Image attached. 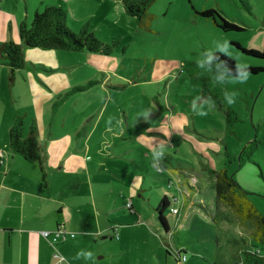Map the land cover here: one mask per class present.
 <instances>
[{"label": "rangeland", "instance_id": "obj_1", "mask_svg": "<svg viewBox=\"0 0 264 264\" xmlns=\"http://www.w3.org/2000/svg\"><path fill=\"white\" fill-rule=\"evenodd\" d=\"M48 1L65 5L70 10L67 23L73 32L87 28L97 39L113 46L112 54L99 61L87 52L54 50L57 56H44L41 52L33 56L39 64L48 63L52 70L59 69L54 74L58 76V82H63L60 87L69 89L65 93L93 83L87 90L64 98V102V94L61 98L56 97L49 105L44 122L43 158L49 162L50 174L59 176L56 165L58 169L63 166L62 171L66 175L74 174L69 186L72 189L78 185L79 189L73 195V201L77 197L94 210L95 204H90L94 195L98 199V207L106 210L113 208L112 219L118 221L128 213L126 203H134L145 222L137 227L116 225L118 234L121 235L120 230L124 229V234L131 236L126 245L135 251L157 248L147 233L152 231V210L147 203L152 198L151 192H144V196L141 190L133 187L129 177L125 178V168L118 166L122 161L126 163L138 158L139 153L132 152L136 144L118 140V134L132 135L136 123L141 121L137 117L142 118L145 112L157 116L161 108L157 102H160L167 108L172 105L177 111L174 115L167 113L166 117L176 119L181 115L189 121L183 127L184 132L172 135L173 145L168 153L183 161L186 172L195 170L202 176L198 180L185 181V185L181 179L169 174L177 185L175 188L185 195L184 199L181 197L183 204L179 201L178 206H185L184 202H189V198L195 207L206 195L214 196L216 193L213 180H209L207 172L204 173L208 162L196 156V148L208 153L217 172L227 169L231 174L234 172L235 179L242 180L241 177L245 176L256 186L250 191L256 194L251 199L264 217V71L255 75L249 73L244 85H218L209 76L201 74L196 65L202 51L227 40L231 59L236 63H245L248 68H264V59L248 56L236 46L263 50L264 0H247L249 10L235 0H157L143 25L127 16L121 0ZM212 8L244 31L225 32L211 20L202 18L200 12ZM115 43L118 44L115 46ZM23 72L19 71L20 86L16 87L15 93L23 95L26 101L30 93L21 88V80L28 86ZM198 77L208 78L211 82L212 94L205 99L202 97L204 81ZM225 91L235 93L238 101L235 106L228 107L222 102ZM6 101L10 102V99ZM58 101V111L53 114L52 106L59 104ZM200 111L207 115H200ZM228 111L234 112L237 117L233 133L227 131ZM38 115L44 119V115ZM50 128L54 136L50 135ZM159 164L164 168L162 162ZM173 164L177 163L174 161ZM161 166L157 168L163 170ZM42 169L46 175V166ZM69 169L74 173L67 172ZM88 174L91 175L90 181L80 187V181L87 179ZM146 181V186L150 187L149 181ZM139 188L145 187L140 184ZM154 193L156 199L161 196L160 191ZM167 196L173 205V197L170 193ZM165 216L171 226L170 236H174L172 242L177 249L187 253L185 256L189 264H215L210 258L211 253L216 255L218 250L224 254L234 250L238 252L235 247L245 235L233 211L227 218H214L216 214L213 210H208V213L205 209L192 211L187 223L181 220L176 226L177 218L170 211H166ZM104 218L110 224L108 215ZM87 226L91 228L89 223ZM107 240L110 242V238ZM253 245L263 248L257 241ZM196 256L202 259H194ZM170 262L178 264L174 257H170Z\"/></svg>", "mask_w": 264, "mask_h": 264}, {"label": "crops", "instance_id": "obj_2", "mask_svg": "<svg viewBox=\"0 0 264 264\" xmlns=\"http://www.w3.org/2000/svg\"><path fill=\"white\" fill-rule=\"evenodd\" d=\"M47 6L61 7L67 10L68 14L70 11L65 5H56L55 2L48 0H39L38 2H32V0H0V49L9 42L21 44L19 26L23 22H32L35 13L43 11L42 7L45 9ZM39 49H24L27 65L22 69V71L24 70L22 76L28 86H25L24 81L21 80V88L30 93V97L26 101H24L25 97L23 95L15 93L16 87L20 86V70L11 71L1 60L0 55V264H56L57 260L54 259L56 251L65 259L60 264H85L82 259L77 260L75 258L76 253L81 249L93 251L97 257L95 264H171L170 257L177 259L178 264H189L190 261L185 255H183L186 257L185 262L181 258L179 260V256L175 255L174 250L179 252L180 250L172 242L174 236H170L172 234L170 224V231L167 233L154 214V208L167 193H170L172 197L179 196L180 203L183 204L182 198L185 195L180 194L179 189L175 188L177 186L175 183L173 188L167 192L166 188L169 181H172L169 174L181 179L186 185L182 174L170 167L166 160L153 158L152 153L161 146H163V153L170 150L166 138L158 135L160 132L156 127L157 124H153L154 128L149 129L146 133H140L137 129H134L135 132L132 135L118 134V140L131 141L136 144L133 146L134 150L132 152L139 153L137 159H132L126 163L122 161L118 166L122 165L125 168L127 171L125 178L129 177L133 187L141 190L144 196L146 195L144 192H151L152 198H149L147 203L152 210V231L147 233L149 234L148 238H151V243L157 247L155 250L135 251L127 246L126 242L131 236L124 234V229L120 230L121 235L119 234L118 241L113 240L114 235L111 231L113 225L124 226L129 223L130 225L127 226L137 227L145 222L134 203L132 205L137 212L136 215H125L119 221L114 220L112 219L113 208L112 210H106L98 207L96 203L98 199L94 195H92L90 201L92 206L95 204L94 210L87 206V202H80L77 197L76 201H73L72 197L76 195L79 186L75 185L70 189L69 184L74 179V174L66 175L62 171L63 166L58 169L56 165L55 170L59 172V176H54L49 173V162H46L44 158L40 165V163H28L13 153L10 148L9 134L15 121L19 117L24 119L25 137L28 135L32 123L36 122L39 129V141L41 140L40 144H42L45 140L44 122L47 120L49 105L53 103L52 101L56 97L61 98L62 94L65 95H63L62 100L64 102V98H69L72 95L71 93L75 91L73 89L69 93H65L69 89L61 88L60 85H63V82H58L59 78L54 74L59 69L52 70L48 67L51 66L48 63L42 65L39 64L37 58H33L35 54L40 52L44 56H57L53 52L54 50L41 49L39 51ZM89 55L98 61L104 57L90 53ZM67 95L68 97H66ZM8 98L10 102L6 101ZM59 105L60 102L52 106L53 114H56ZM39 113L44 115V119L39 117ZM183 119L185 122L187 121L186 118ZM49 132L51 136H54L51 128ZM114 137H117L115 133ZM188 139L192 140L189 136ZM215 148L218 150L219 147L216 146ZM195 149L196 156L208 162V158H206L208 153L204 150L196 149V151ZM209 149L210 147L207 150ZM198 153L206 156L203 157ZM167 154L165 153L166 156ZM122 159L124 160V158ZM154 160H161L160 162L164 164L163 173L156 174L152 171L151 163ZM44 166H46L48 173L43 180L42 172L39 169ZM67 172L74 173V170L69 169ZM207 174L209 180H213L216 189L215 179L208 172ZM90 177L91 175L88 174L87 179L80 181V187L81 184L89 182ZM201 177L198 176L197 180ZM146 178L151 185L150 187L146 186ZM241 178L242 180L235 179L242 188L237 190L236 193L246 192V197L252 203L254 210L238 205L234 207L231 202L218 204L216 193L214 196L206 195L195 207L192 206L193 200L189 198H187L189 202H184L186 203L185 206L174 207L180 208V215H174L177 218L175 226L181 220L187 223V217L191 215L192 211H202L207 208L209 212H212V210L215 212L216 216L214 218L218 216L227 218L233 211L236 222L242 227V232L245 235H242V240L235 247L238 252L234 250L229 254H224L218 250L216 255L211 253L210 258L214 260L215 264H243L244 255L242 251L248 250L259 251L261 258H264V217L251 199V196L256 194L250 192L256 186L247 177L243 176ZM140 184L145 188L140 189ZM257 185L260 184L257 183ZM199 187L203 189L201 185ZM154 191L161 192L158 199L155 198ZM144 196L143 198H145ZM184 211L187 215L183 214ZM107 215L110 224L104 218ZM214 218L213 220H215ZM88 223L91 228L87 226ZM60 227L69 233H74L76 236L75 238L67 237L65 240L59 241L54 247L50 240L45 239L41 233L44 231L55 232ZM168 237L170 238L169 241ZM108 238H110V242H116L119 245L114 246L108 242ZM159 239L161 242H159ZM255 241L262 244L263 248L260 249L259 246H254ZM194 259L200 260L202 258L196 256Z\"/></svg>", "mask_w": 264, "mask_h": 264}, {"label": "trees", "instance_id": "obj_3", "mask_svg": "<svg viewBox=\"0 0 264 264\" xmlns=\"http://www.w3.org/2000/svg\"><path fill=\"white\" fill-rule=\"evenodd\" d=\"M124 6V10L127 16L135 18L137 22L144 24L146 20L147 14H149V10L152 5L157 0H121ZM235 2L240 5L241 2L245 9L249 10L250 4L247 0H235ZM200 14L202 18L211 20L216 27L221 28L225 32H236V31H244L241 26L237 24L230 23L229 20L223 18L221 13L217 12L215 9H209L205 11H201ZM19 38L21 40V44H16L14 42L6 43L0 49L1 60L4 64L11 70L17 71L22 70L26 62L25 61V53L24 49H47V50H59V51H66V52H87L90 54H97L104 57L110 56L112 54L113 46H110L95 37L93 33H91L87 28H83L80 32L76 33L73 32L67 23V10L57 7V6H47L43 11H38L35 13L32 22L26 23L23 22L19 26ZM118 43H115L116 46ZM241 51L248 55L253 56L254 58L264 59V48L262 51H254V49L247 50L241 48L239 44H236ZM221 59L226 60L229 67L235 68L236 61L221 55ZM264 68H253L249 67V73L253 75L263 72ZM198 79L203 80L204 83L202 84L203 87V98H207L210 94H212V90L210 87V81L208 78H200ZM93 83L88 85V87H78L75 88L73 93H79L82 91L87 90L91 87ZM70 95V94H69ZM68 97V95L66 96ZM216 100L218 99L217 96L214 97ZM159 104L160 112L157 116H150L149 119L137 117L138 121L135 125V129H137L140 133H146L149 129L154 128L153 124H157L156 127L159 130V136L165 137L167 140L169 148L173 145L171 143L172 135H178L180 132H184L183 127L187 126L188 120L185 122L183 116H177L176 119L166 117L167 113H174L177 114V111L173 109L172 105L170 108L165 107L160 102ZM234 112L228 111L226 114L227 118V131L233 133V126L237 122V117H235ZM161 116V117H160ZM161 120V121H159ZM24 119L19 117L14 125L12 126L9 134L10 138V148L16 155L20 156L24 161L28 163H40L42 164L43 160V148L39 141V129L36 122H33L31 127L29 128L28 135L25 137L24 135ZM169 125V126H166ZM213 142V141H211ZM257 145V144H256ZM194 146V145H193ZM195 147V146H194ZM197 151V150H196ZM165 152V151H164ZM168 153V152H165ZM163 153L160 157L162 160H166V162L172 167L175 171L180 172L182 174V178L185 181L190 179H197L200 175L196 173L195 170L186 172L183 168L182 164L183 161H180L176 156H170V153L167 156ZM201 155V153H198ZM201 156H206L202 154ZM208 158V163L206 166V171L213 177L216 181V195L217 200L219 201L218 204H225L231 202L234 207L242 206L247 209L254 210V207L251 205L252 203L248 200L247 193L242 192L236 193L237 190H241L242 188L235 180L234 172L231 174L229 170L224 169L217 172L215 165L213 164L214 161L210 157ZM161 161V160H159ZM177 164H173V162ZM157 160H154L151 163V169L156 174H161L164 171V168L159 164ZM154 165V167H153ZM162 167L163 170L158 169ZM158 167V168H157ZM195 171V172H194ZM205 171V170H204ZM41 172L43 175V180L45 179V173L41 168ZM237 171H235L236 173ZM147 179V178H146ZM148 180V179H147ZM174 182L173 180L169 181L167 192L171 188H173ZM235 190V191H234ZM179 196L173 197V205L170 203V199L167 195L163 197L162 200L159 201L158 205L154 208V214L158 219L160 225L162 226L167 233H169V222L165 216L166 211H170L171 215H176L172 212L173 209H177L180 211V208H174L179 204ZM131 207H128V205ZM128 209L127 216H134L136 215V210L133 207L132 203H126L125 206ZM179 207V206H178ZM207 213V208H204ZM221 214V211H220ZM127 224V222H126ZM127 225H130L129 223ZM111 231L114 235L113 240L118 241L119 234L117 226H112ZM239 244V243H238ZM243 257V264H264V258H261L259 255V251L248 250L242 251ZM187 253L184 251H180V253L176 256H183ZM180 257V258H181ZM186 258V257H185ZM180 260V259H179Z\"/></svg>", "mask_w": 264, "mask_h": 264}, {"label": "clouds", "instance_id": "obj_4", "mask_svg": "<svg viewBox=\"0 0 264 264\" xmlns=\"http://www.w3.org/2000/svg\"><path fill=\"white\" fill-rule=\"evenodd\" d=\"M221 55L231 58L229 42H217L213 48H208L202 51L196 61L198 69L201 74L207 75L214 82V84H239L244 85L249 79V68L247 64L237 62L235 68L229 67L226 60L221 59ZM222 102L232 107L237 104V98L234 92L225 91L223 94ZM200 115H207L206 112L200 111ZM151 112L143 113L145 119H149ZM154 159H159L163 155V146L152 153ZM77 260L82 259L85 264H95L97 257L93 251L88 249H81L76 253Z\"/></svg>", "mask_w": 264, "mask_h": 264}, {"label": "built area", "instance_id": "obj_5", "mask_svg": "<svg viewBox=\"0 0 264 264\" xmlns=\"http://www.w3.org/2000/svg\"><path fill=\"white\" fill-rule=\"evenodd\" d=\"M128 207H131V205L129 204ZM172 212L174 214H179V211L177 209H173ZM41 234H42V236L45 239L50 240L51 244L54 247L56 246V244L59 241L65 240L67 237H69V238H75V236H76L74 233H69V232H67L65 229H63L61 227L58 230H56L55 232H47V231H44ZM176 253L178 255L180 252L177 251ZM54 259L57 260L56 264H60V263H62L65 260L64 257L58 251L55 252ZM179 259H180V256H179ZM181 260L183 262H185L186 261L185 256L181 257Z\"/></svg>", "mask_w": 264, "mask_h": 264}]
</instances>
